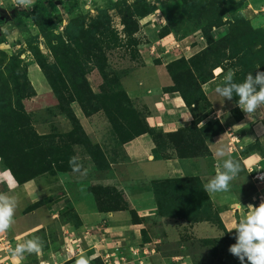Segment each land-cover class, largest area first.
<instances>
[{
	"label": "rangeland",
	"instance_id": "obj_1",
	"mask_svg": "<svg viewBox=\"0 0 264 264\" xmlns=\"http://www.w3.org/2000/svg\"><path fill=\"white\" fill-rule=\"evenodd\" d=\"M41 1L47 7L49 15L54 22L56 27L54 30L55 35L59 34L64 38L71 22L75 20L82 24L84 31L90 33L92 28L97 29V33L94 34L96 50L103 49L104 53L106 52L109 70L119 77L122 88L126 94L129 93L128 96L132 94L131 98L143 96L140 89H145L148 86V84L144 83L145 87H140L137 90L133 85H137L138 81L145 82L147 78L156 80V77L164 75V80L168 82L169 79L165 68L168 63L175 64L183 60L182 62L185 64V61L188 60L187 62H190L195 69L207 65L205 70H210L213 65L221 64L226 59V62L222 63L221 68H216L223 70L222 75L212 84L213 86L207 85L202 89L205 97H207L206 93L209 95L213 92L209 99L213 107H220V110L229 112V115L237 119L240 112L237 104L234 105L231 100H223L222 97L215 94L214 89L221 84L224 75L229 70H233L235 73L234 82L242 83L246 78L243 72H246L248 67L251 68L252 64H257L261 58H264V52L261 53V47L264 45V0ZM50 3L57 8L56 12L50 7ZM143 3L151 4L154 9L149 15L139 18L138 13L143 9ZM0 8L20 10V13L13 20L0 22V64L5 67L11 56H17L16 58L20 62L22 71L27 74L29 88H31L34 95L29 100L24 101V107L30 115L32 127L39 135L52 132V128H56L57 132L61 134L68 132L71 128L70 123L59 115L56 108L57 102L52 97L51 88L35 64L36 52L46 58L49 64H53L55 61L51 50L48 49L40 35V30L28 16L31 8L27 10L16 8L12 0H0ZM124 17L126 19L132 18L134 21L136 27L134 33L129 31V27L124 26ZM240 18L249 22L251 31L241 25L240 34L231 36L230 30ZM255 29L258 34H262V37L252 34ZM135 42L138 43L137 47L134 45L136 44ZM213 44L219 47L216 49L221 50V54H217L209 48L206 54L201 55L204 49L207 50L206 47L213 46ZM239 63L243 65L236 66ZM259 65H261V70L264 72V63L262 62ZM216 69L213 68L211 71L213 76ZM258 70L259 67L249 73L255 76ZM52 73L57 75L55 72ZM109 77H111V74ZM86 79L92 91L99 93L103 78L98 72L92 71L86 75ZM171 84H162L158 77L156 87L158 86L161 89V87ZM64 98L69 104L74 102L67 93L64 94ZM236 99L239 98L234 94L232 100ZM203 105L205 104L202 103L200 107ZM142 118L144 121V117ZM20 121H25V119ZM238 132L244 133L243 128L237 129L234 134L236 135ZM259 138H262L261 141L257 139L253 141L254 144H247L242 150H238L240 155L250 152L257 161H264V131H261V137ZM236 154L234 151L232 155L235 156ZM242 158L244 159L245 157L242 156L240 159L242 160ZM241 160L236 161L241 162ZM246 160L247 158H245ZM245 161H243V165L240 163L242 171L231 182L227 193H218L212 198L206 195L208 196L207 199H209L206 211L209 219L218 218L217 214L222 212L219 207L238 204L239 206L235 211L238 223L240 219L252 211L248 207L249 205L259 206L260 196H263L262 202H264V180L262 183H258L257 179H255L256 169L253 173L249 172L252 164L248 165L247 161ZM251 161L252 159L248 162L251 163ZM55 166L61 171L56 169L54 177L52 176L53 173H51L43 181L40 178L37 182H41H34L31 185L32 190L39 189L40 194L37 192V194L29 196L27 195L28 193L25 194L22 188L15 191L14 197L20 198L14 217L16 222H19L18 227L31 226L40 221V219H51V214H56L59 223H50L47 228L49 231L58 229L60 221L67 223L65 225L78 226L73 221L75 213L72 206L66 205L57 210L54 205L55 202H59L61 197L57 188H61V192L66 194L67 197V192H70V190L67 187L62 189L63 186L67 182L74 184L76 181H80L81 178L79 174L68 170L65 164ZM259 174L264 176V172ZM11 182H13V179ZM190 186V182H184L181 185L173 182L160 183L157 187L162 191V201L166 200V202L163 201L165 206L164 208L162 207V214L167 213L168 210H173V207L170 206L171 203L167 201L168 197L174 198L175 195L176 206L179 208L185 198L184 195H187L186 190ZM202 187L204 188L203 185ZM51 188L54 189L51 190ZM24 189L26 190V187ZM39 197H43V200H41L43 205L40 209L38 208V210L33 212H37V214L34 215L30 212L23 216L21 214V212L23 213L22 209L28 204L37 201ZM67 209L69 211L68 216H66ZM20 210L22 211L20 212ZM38 218L40 219L38 220ZM217 223H219V219ZM235 236L236 231L233 230L219 242L210 241L211 244H203L201 240L197 241L195 239L192 241L186 239L185 241L187 242L181 243L178 241L177 243L186 246L184 252L186 251L189 255L188 263L240 264L239 259L228 250L232 244L236 243ZM0 243L2 244V242ZM0 248L2 249V246ZM177 251H179V248L176 249L174 246L171 248V252ZM245 264H247V261H245Z\"/></svg>",
	"mask_w": 264,
	"mask_h": 264
},
{
	"label": "crops",
	"instance_id": "obj_2",
	"mask_svg": "<svg viewBox=\"0 0 264 264\" xmlns=\"http://www.w3.org/2000/svg\"><path fill=\"white\" fill-rule=\"evenodd\" d=\"M163 76H158L159 81L162 84H170L169 76L168 82ZM158 77L156 80L147 78L145 82L138 81L137 85H133L138 90L145 87L144 83L148 84L145 89H140L143 96L131 98L132 94L131 96L127 94L133 107L144 117L147 133L124 144L111 133L110 125L102 111L85 117L78 104L71 103V109L85 134L101 151L98 159L100 167L97 168L89 156L81 155V149L75 148L77 152L75 157L87 170V177H80V181L74 184L67 182L62 188H69L67 197L61 192V188H57L61 197L58 203L55 202L54 207L58 210L66 205L72 206L80 224L73 227L60 221L58 229L49 231L47 228L50 223H59L56 214H51V219L38 218L40 221L23 228L18 227L19 222L14 218L13 227L7 233L0 234L2 242L0 264H15L9 249H14L18 243L34 237L43 241L41 254H25L20 264H76L80 257H84L88 264H191L187 262L189 255L184 252L186 246L177 243L178 241L184 243L187 242L186 239L189 241L195 239L219 242L230 233L229 231L237 224L235 211L238 204L224 206L226 209L219 207L222 211L217 214L219 224L215 225L209 221L190 223L185 219L157 215V203L150 185L152 182L198 178L205 186L215 176L217 168L222 167L223 160L229 157L239 161L243 156L247 158L248 165L252 164L249 172L253 173L255 169L256 173L264 172V161H257L250 152L244 155L238 152L247 144H254L253 141L257 139L261 141L262 138L259 137L261 131H264V120L259 118L248 120L239 107L237 119L227 111L218 119L217 112L221 108L213 107L209 100L213 92L209 95L206 93L210 108L195 119L179 93H165L163 88L169 85L161 89L156 87ZM213 77L215 80L218 75L214 74ZM213 83L203 85L202 88ZM192 121L196 122L198 128L208 121L219 122L223 127L221 134L206 140V155L179 158L170 147L165 145L157 147L152 134L175 132L188 127ZM242 128L244 133L234 134V131ZM221 147L227 154L223 158H218L215 153ZM234 151L237 153L235 156L232 155ZM245 158L240 162L242 165ZM250 159L251 163L248 162ZM52 176L54 177V173ZM40 178L43 181L46 176L16 185L11 182L9 172L0 168V193L14 196L15 191L22 188L29 196L37 192L40 194L39 189L32 190L31 187L34 182H41H37ZM9 185L13 187L10 189ZM92 185L110 187L126 201L128 208L98 211L94 198L86 191ZM217 194L207 193L210 198ZM15 198L19 203L20 198ZM41 200L43 197L25 206L22 209L23 213L20 210L21 214L25 216L38 210L36 208L29 211V207ZM131 212H134V215ZM33 214L36 215L37 212ZM173 246L179 248V251L171 252Z\"/></svg>",
	"mask_w": 264,
	"mask_h": 264
},
{
	"label": "trees",
	"instance_id": "obj_3",
	"mask_svg": "<svg viewBox=\"0 0 264 264\" xmlns=\"http://www.w3.org/2000/svg\"><path fill=\"white\" fill-rule=\"evenodd\" d=\"M142 5L143 9L138 13L139 18L149 15L154 9L151 4L143 3ZM50 7L54 12L57 11L52 3H50ZM28 16L40 30V35L48 49L51 50L55 61L53 64H49L46 58L36 52L35 64L51 88L52 97L57 102L56 108L59 115L69 121L71 128L62 134L58 133L56 128H52V132L39 135L32 127L30 115L24 107V101L34 95L29 88L27 74L22 71L17 56H11L5 67L0 64V168L9 172L16 185H22L37 177L55 173L54 171L58 169L55 165L65 164L68 170H72L69 160L75 157L77 153L75 148L81 149V155L89 156L94 165L97 168L100 167L98 159L101 156V151L97 145L92 144L85 134L80 121L71 109V102L69 104L64 98L65 93L79 105L85 117L102 111L110 125L111 133L122 144L147 133L143 118L133 107L122 88L119 77L109 70L106 52L104 53L103 49L96 50L94 34L97 33V29L92 28L90 33L84 31L82 24L75 20L71 22L64 38L59 34L55 35L56 27L47 7L41 0L35 1ZM123 21L124 26L129 27V31L134 33L136 27L132 18L124 17ZM241 25L251 31L249 22L240 18L231 28V36L240 34ZM252 34L262 37V34H258L256 29L252 31ZM86 44L88 45L85 46ZM134 45L137 47L138 43ZM209 48L211 51L221 54V50L216 49L219 47L213 44V46L206 47L207 50L204 49L205 51L203 50L201 55L206 54ZM262 52H264V45L261 47ZM182 61L166 64L167 75L172 84L164 87L163 91L179 93L185 106L196 119L210 108L202 86L218 80L223 70L215 80H213L211 71L213 68H221L226 59L221 64L213 65L210 70H205L207 65L195 69L190 62H187L188 60L185 61V64ZM262 62L264 63V58H261L257 64H252L251 68L248 67L243 75L247 76L257 67H259L258 71H262L261 65L258 66ZM240 64L236 66L239 67ZM94 70L103 78L99 93L92 91L86 79V75ZM110 74L111 77H109ZM237 100L231 101L236 105ZM202 103L205 105L200 107ZM24 119L25 121H20ZM222 132L223 127L219 122L208 121L198 128L196 122L192 121L188 127L171 133L152 134V137L158 148L165 145L175 151L177 157L189 158L206 155V140ZM163 182H173L178 185L190 182L191 186L187 188V195H184L185 198L179 208L176 206L175 195L174 198L168 197L167 201L171 203L170 206L173 207V210L162 214V207L165 206L163 201L166 202V200L162 201V191L157 187L162 182H152L150 189L155 196L159 215L185 219L190 223L209 221L215 225L219 224L217 223L219 218L209 219V215L206 214L209 199H207L205 188L202 187L203 184L198 178H180ZM86 191L94 198L98 211L128 208L126 201L110 187L92 185ZM42 205V201H39L31 205L29 211ZM66 213L68 216V209ZM74 213V224L79 225V218L75 211ZM131 213L134 215V212ZM66 216L64 215L65 218ZM201 243L211 244L210 240H202Z\"/></svg>",
	"mask_w": 264,
	"mask_h": 264
},
{
	"label": "clouds",
	"instance_id": "obj_4",
	"mask_svg": "<svg viewBox=\"0 0 264 264\" xmlns=\"http://www.w3.org/2000/svg\"><path fill=\"white\" fill-rule=\"evenodd\" d=\"M16 8L30 9L35 0H12ZM222 69H216L215 74L220 75ZM234 71L229 70L223 77L221 84L214 89L215 94L222 97L223 100H232L235 96L237 106L246 114L247 119L264 120V72L257 71L253 76L249 73L242 83L234 82ZM224 116V112L219 110L217 118ZM190 119V117H189ZM226 150L221 147L215 155L218 158L226 156ZM73 173L79 174L81 178L87 177V170L77 160L72 157L69 160ZM242 171L240 162L227 158L223 160L222 167H218L216 174L204 186L209 195L229 191L232 181H234ZM264 179V176L260 177ZM13 186L9 185L11 189ZM17 200L14 196L0 193V234L7 233L15 223V213L17 209ZM252 211L235 224L232 230L236 231V243L229 247V252L237 257L240 264H264V202L259 206L249 205ZM230 230L229 232H231ZM43 241L34 237L18 243L14 249H9V254L15 261L20 264L25 254L40 255L43 250ZM76 264H88L84 257L77 259Z\"/></svg>",
	"mask_w": 264,
	"mask_h": 264
},
{
	"label": "flooded vegetation",
	"instance_id": "obj_5",
	"mask_svg": "<svg viewBox=\"0 0 264 264\" xmlns=\"http://www.w3.org/2000/svg\"><path fill=\"white\" fill-rule=\"evenodd\" d=\"M20 13L19 9L5 10L0 8V22H5L7 20H13L17 14Z\"/></svg>",
	"mask_w": 264,
	"mask_h": 264
},
{
	"label": "built area",
	"instance_id": "obj_6",
	"mask_svg": "<svg viewBox=\"0 0 264 264\" xmlns=\"http://www.w3.org/2000/svg\"><path fill=\"white\" fill-rule=\"evenodd\" d=\"M260 177H261V174L256 173V175H255V179H257L258 183H262V182H263V180L260 179ZM262 197H263V196H260L259 204H258V205H260V203H262V200H263Z\"/></svg>",
	"mask_w": 264,
	"mask_h": 264
},
{
	"label": "bare ground",
	"instance_id": "obj_7",
	"mask_svg": "<svg viewBox=\"0 0 264 264\" xmlns=\"http://www.w3.org/2000/svg\"><path fill=\"white\" fill-rule=\"evenodd\" d=\"M263 175L261 174V177H262ZM261 179V178H260ZM262 180H264V179H262ZM261 193V192H260Z\"/></svg>",
	"mask_w": 264,
	"mask_h": 264
}]
</instances>
